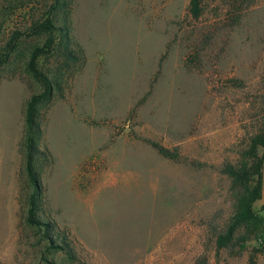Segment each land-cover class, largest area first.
<instances>
[{
	"label": "rangeland",
	"instance_id": "1",
	"mask_svg": "<svg viewBox=\"0 0 264 264\" xmlns=\"http://www.w3.org/2000/svg\"><path fill=\"white\" fill-rule=\"evenodd\" d=\"M68 1V39L39 61L59 90L34 168L37 216L73 259L24 222V106L41 90L26 63L42 40L22 36L0 69V264H264V163L261 226L216 246L235 211L222 170L261 124L264 0H203L197 19L190 0ZM42 5L0 0V46Z\"/></svg>",
	"mask_w": 264,
	"mask_h": 264
},
{
	"label": "trees",
	"instance_id": "2",
	"mask_svg": "<svg viewBox=\"0 0 264 264\" xmlns=\"http://www.w3.org/2000/svg\"><path fill=\"white\" fill-rule=\"evenodd\" d=\"M203 0H190L188 12L190 16L197 19L202 12ZM42 12L39 16L32 14L29 24L21 31H14L8 40L0 46V69L9 59L11 53L17 48L19 40L23 37H37L42 40L41 45L32 48L28 55L26 69L31 77L40 85V92L32 94L24 106V133L22 139V152L24 160V171L33 184L34 190L27 200V210L24 222L28 227L43 228L44 238L49 244V249H58L68 253L70 258L73 256L67 250L68 243L65 238L57 244L47 231L52 227L49 222H42L38 218L41 200L39 198L38 174L34 168L36 156L49 155L48 151L42 152L39 149V142L42 139V119L41 108L52 103L54 95L59 90V85L44 73L39 61L52 53L58 40L68 39V32L65 27L56 24L57 13L69 5L68 0H41ZM74 43V42H73ZM79 53H82L80 46L74 43ZM73 54L70 51L69 56ZM159 154L164 157H172L171 153L165 148L155 143H150ZM261 150L259 155L258 151ZM240 162L237 165H227L222 170L223 173L231 178L232 190L235 198V211L231 217L224 233L216 237V246L225 248L232 243L237 230L243 225H259L262 220L252 211V204L259 200L262 195V166L264 163V99L262 103V116L259 131L253 135L248 142L247 149L241 154ZM251 256L249 264H254Z\"/></svg>",
	"mask_w": 264,
	"mask_h": 264
}]
</instances>
